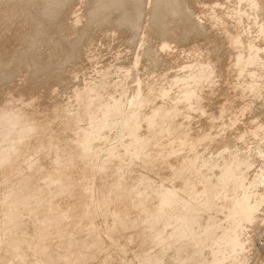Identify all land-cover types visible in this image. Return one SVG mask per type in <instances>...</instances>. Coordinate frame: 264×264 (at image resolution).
I'll use <instances>...</instances> for the list:
<instances>
[{"label": "rangeland", "instance_id": "374dc122", "mask_svg": "<svg viewBox=\"0 0 264 264\" xmlns=\"http://www.w3.org/2000/svg\"><path fill=\"white\" fill-rule=\"evenodd\" d=\"M111 1L0 0V264H264V0Z\"/></svg>", "mask_w": 264, "mask_h": 264}, {"label": "bare ground", "instance_id": "6f19581e", "mask_svg": "<svg viewBox=\"0 0 264 264\" xmlns=\"http://www.w3.org/2000/svg\"><path fill=\"white\" fill-rule=\"evenodd\" d=\"M166 1H167V0H162L161 3H163V2L165 3ZM115 2H116V0H115V1H114V0L111 1L112 4H114V5L117 6V4H116ZM155 2H156V1H155ZM157 2H158V1H157ZM179 2H180V1H179ZM186 2H187V1H185V3H186ZM158 3H159V2H158ZM166 3H167V2H166ZM172 3H173V2H172ZM118 4H119V3H118ZM104 5H105V4H104ZM154 5H155V4H154ZM159 5H161V4H159ZM165 5H166V4H165ZM177 5H178V4H177ZM187 5H188V4H187ZM155 6H156V5H155ZM169 6H170V5H169ZM171 6H172V5H171ZM178 6H179V5H178ZM157 7H158V4H157ZM159 7H160V6H159ZM159 7H158V8H159ZM166 7H167V6H166ZM162 8H163V7H162ZM170 8H171V7H170ZM109 9H110V8H109ZM182 9H183V8H182ZM189 9H190V8H189ZM118 10H119V9H118ZM155 10H156V8H155ZM157 10H158V9H157ZM171 10H172V8H171ZM174 10H175V8H174ZM161 11H162V9H161ZM169 11H170V10H169ZM182 11H183V10H182ZM95 12H96V11H95ZM111 12H113V11H111ZM187 12H188V11H187ZM139 13H140V12H139ZM175 13H176V12H175ZM188 13H189V12H188ZM90 14H91V13H90ZM106 14H107V13H105V15H106ZM140 14H141V13H140ZM171 14L173 15V13H171ZM175 15H176V14H175ZM190 15H191V14H190ZM123 16H124V15H123ZM137 16H138V15H137ZM140 16H141V15H140ZM140 16H139V17H140ZM160 16H162V15H160ZM182 16H183V14H182ZM182 16H181V17H182ZM162 17H163V16H162ZM167 17H168V16H167ZM183 17H184V16H183ZM183 17H182V18H183ZM190 17H191V16H190ZM110 19H111V17H110ZM157 19H158V18H157ZM166 19H167V18H166ZM187 19H188V18H187ZM189 20H190V19H189ZM136 21H137V20H136ZM159 21H160V20H159ZM118 22H119V21H118ZM132 22H133V21H132ZM157 22H158V21H157ZM160 22H161V21H160ZM163 22H164V21H163ZM155 24H156V23H155ZM163 25H164V24H163ZM132 26H133V25H132ZM134 26H135V25H134ZM166 26H167V25H166ZM139 27H140V26H139ZM132 29H133V28H132ZM134 30H136V27H135ZM137 30H138V29H137Z\"/></svg>", "mask_w": 264, "mask_h": 264}]
</instances>
